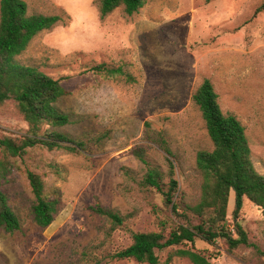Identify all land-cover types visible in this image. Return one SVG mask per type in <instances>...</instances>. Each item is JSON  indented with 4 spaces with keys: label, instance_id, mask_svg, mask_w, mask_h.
<instances>
[{
    "label": "rangeland",
    "instance_id": "1",
    "mask_svg": "<svg viewBox=\"0 0 264 264\" xmlns=\"http://www.w3.org/2000/svg\"><path fill=\"white\" fill-rule=\"evenodd\" d=\"M25 1L29 13L60 15L63 22L36 35L17 60L60 79L67 94L57 105L73 122L50 128L85 147L38 144L16 159L3 189L21 229L0 228V264H89L93 256L100 264H148L112 255L132 243L134 232L168 233L185 221L181 207L175 212L159 190L144 184L149 169L158 167L168 189L167 157L179 182L176 200L199 201L196 154L213 147L192 101L204 78L214 84L223 111L245 125L254 165L264 175V10L255 14L264 0H147L131 16L120 6L105 18L97 0ZM100 64L122 67L126 76L94 71ZM28 129L12 102L0 105V133L19 137ZM28 170L42 176L47 197L60 199L47 227L34 221ZM96 204L117 210L125 222L108 234L112 223L92 210ZM234 206L231 191L227 224L237 236ZM238 220L250 244L231 250L223 238H197L194 245L158 251L159 264H193L174 254L178 248L198 251L212 264H264L257 252L264 250L262 208L245 199ZM92 244L91 257L84 255Z\"/></svg>",
    "mask_w": 264,
    "mask_h": 264
},
{
    "label": "trees",
    "instance_id": "2",
    "mask_svg": "<svg viewBox=\"0 0 264 264\" xmlns=\"http://www.w3.org/2000/svg\"><path fill=\"white\" fill-rule=\"evenodd\" d=\"M146 3L147 0H97L102 18L120 6L131 16ZM263 10L264 1L255 14ZM60 22H63L60 15L29 13L25 0L0 1V105L12 102L29 124L28 132L23 136L0 133V228L8 233L21 229L20 219L3 189L9 180L8 176L17 166L16 159L22 157L29 147L38 144L51 150L66 148L76 151L85 147L82 140L50 128L73 122L71 115L57 105L59 99L67 94L60 79L48 75L37 66L22 64L17 60L36 35L51 30ZM93 70L111 76H126L122 67L109 68L100 64ZM192 101L201 112L213 145L211 149H200L196 154V164L201 174L199 201L195 204H181L176 200L179 182L174 177L175 165L169 157L166 158L170 175L168 189L164 188L166 182L160 169L150 168L144 184L159 190L175 212L181 207L186 219L168 233L164 229L134 232L132 243L113 254L112 258L159 264L161 258L158 251L185 243L194 245L197 238L209 243L223 238L231 250L242 244H250L248 233L238 219L245 199L260 206L264 212V175L254 165L246 127L235 114L223 111L219 95L209 78H204L195 89ZM162 147L169 156H173L168 146L162 144ZM137 154L147 162L140 151ZM27 178L35 197L32 206L34 221L40 227H47L58 212L60 199L46 196L45 181L40 174L28 170ZM231 191L235 193L233 226L237 236H234L227 224ZM91 208L112 223L108 234L125 222V217L113 208L101 204ZM190 217H195L196 221ZM94 248L95 244L89 245L83 254L91 257ZM257 252L264 256V250L259 247ZM174 254L188 258L193 264H212L203 254L190 248H178ZM171 260L172 255L166 261ZM101 261L93 256L89 264H100Z\"/></svg>",
    "mask_w": 264,
    "mask_h": 264
}]
</instances>
